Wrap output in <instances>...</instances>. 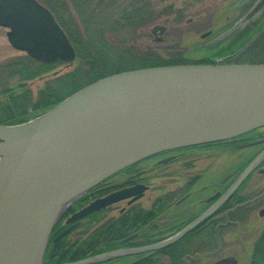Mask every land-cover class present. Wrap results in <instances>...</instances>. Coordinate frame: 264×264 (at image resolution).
<instances>
[{
    "label": "water",
    "instance_id": "water-1",
    "mask_svg": "<svg viewBox=\"0 0 264 264\" xmlns=\"http://www.w3.org/2000/svg\"><path fill=\"white\" fill-rule=\"evenodd\" d=\"M263 9L264 0H257L223 36L255 20ZM0 27L8 29L7 41L14 49L40 63L60 60L72 65L75 60L66 33L37 0H0ZM234 54L215 64L112 74L26 122L0 124V264H42L51 230L64 209L119 170L158 152L222 142L263 127L264 63H220ZM263 159L264 150L210 211L172 241L227 200ZM122 196L100 199L74 218ZM263 215L264 209L259 211ZM122 256L126 253L65 264H95ZM236 263L228 256L208 264Z\"/></svg>",
    "mask_w": 264,
    "mask_h": 264
},
{
    "label": "flooded vegetation",
    "instance_id": "flooded-vegetation-1",
    "mask_svg": "<svg viewBox=\"0 0 264 264\" xmlns=\"http://www.w3.org/2000/svg\"><path fill=\"white\" fill-rule=\"evenodd\" d=\"M234 143L244 151L243 154H250L245 168L264 150V126L222 142L158 152L119 170L87 190L64 209L49 235L48 245L56 253L78 257L58 264L108 253H126V256L95 264H141L148 259L154 261L152 264H171L167 255L172 252L184 254V264H195L191 255L213 246L218 231L232 225L235 215L238 214L239 219L253 207L262 206L259 211L264 209V189L251 198L241 195L249 176L256 171L264 175L263 159L227 200L195 227L172 241L210 211L241 172L228 173L217 182L215 173L195 168L189 154L195 153V149ZM177 162L181 165L175 166ZM156 177L163 180L161 193L152 197L160 190L150 181ZM116 193L124 196L85 216L74 218L90 204ZM148 194L145 200L150 204L146 207L140 202ZM165 242L167 244L163 246ZM159 244L162 245L153 249ZM156 254L164 256L158 260L153 257Z\"/></svg>",
    "mask_w": 264,
    "mask_h": 264
},
{
    "label": "rangeland",
    "instance_id": "rangeland-1",
    "mask_svg": "<svg viewBox=\"0 0 264 264\" xmlns=\"http://www.w3.org/2000/svg\"><path fill=\"white\" fill-rule=\"evenodd\" d=\"M65 1L68 8L58 11L63 22L68 23L69 29L72 30L76 39L78 36L86 38L87 29L93 34L105 29L104 35L109 45L119 48L118 52L110 54L113 60H110L113 62L112 66L119 65L121 61V66L138 69L141 60L139 55L146 51L155 53L164 59L181 57L184 62L213 61L224 57H214L211 54L227 50L238 42L235 40L239 34H236L239 32V28L233 29L227 36L223 35L240 21L244 13L257 0H148L151 6H148L147 9L154 11L151 18L148 17L150 18L148 21L134 23L130 27H122L119 32H114V25L117 23V14L122 7H108L107 3L113 2V0H104V5L99 4L96 0L93 3H87L84 0ZM132 1L118 0L116 3L127 6ZM242 3H246L244 9L239 8ZM245 26L242 27V30ZM156 27L163 29L162 32L155 30ZM97 29L98 31H96ZM210 30L212 31L210 36L201 37ZM7 31L8 29L0 27V64L26 55L9 44L6 37ZM238 50L240 48H237L233 53L241 51ZM67 65L64 62L45 76L27 81L32 98H36L38 91L44 87L47 81L71 71L75 67L74 63L71 66ZM54 73L56 75H53ZM0 82L4 83L0 84V90L3 86L6 90L20 85L16 77L7 80V82L3 80ZM2 101L0 95V103ZM194 152L189 154V157L193 158L195 168L202 172L215 173L217 182L228 173L242 171L250 157V154H243L244 151L237 143L218 145L211 149H195ZM174 165L178 166L181 163L177 162ZM150 181L160 189L152 197L160 195L163 180L156 177ZM263 189L264 175L256 171L245 182L241 195L251 198ZM150 194L140 202L142 205L147 207L150 204L145 200ZM261 207L251 208L239 219L237 218L239 215H235L232 225L218 231L213 246L193 254L195 256L191 255L192 262L194 261L195 264L212 263L226 256H234L237 259V264H248L253 245L264 229V215H258Z\"/></svg>",
    "mask_w": 264,
    "mask_h": 264
},
{
    "label": "trees",
    "instance_id": "trees-1",
    "mask_svg": "<svg viewBox=\"0 0 264 264\" xmlns=\"http://www.w3.org/2000/svg\"><path fill=\"white\" fill-rule=\"evenodd\" d=\"M38 1L53 13L57 22L64 29L68 38L73 44L76 51V58L74 61L75 67L71 71H67L64 74L56 76L53 79L47 81L44 87L38 91L36 98L33 99L31 91L28 88L27 81H32L36 78L45 76L48 72L53 71L56 67L62 65L64 62L57 60L53 63L45 64L40 63L28 57L27 55H23L18 59L2 62L0 64V80L7 82V80L16 77L20 82V85L18 87L6 90H4V86L1 87L0 95L2 96L3 101L0 103V124L12 125L26 122L44 113L48 109L54 107L56 104L64 100L66 97L96 80L122 71L137 69H129L121 66L120 60L119 65L112 66L113 60L111 59L112 57L110 54L114 53L115 51L118 52L119 48L109 45V42H107L104 35L105 29H101L99 31L97 29L96 31L98 32L95 34L89 32L87 29L86 38L78 36V39H76L72 30L69 29L68 23L63 22V19L61 18L58 11L59 9L66 10L68 8L65 0ZM84 1L87 3L94 2V0ZM96 1L99 2V4L104 5V0ZM117 1L118 0H113V2L107 3L108 7H122V9L119 10L117 14V23L115 22L116 25H114V32H119L122 27H130L134 23H139L141 21L146 22L151 18V15L154 12L153 10L147 9L148 6H151L148 0H133L127 6H122L123 4H117ZM235 4L236 1L234 5ZM245 4L246 3H242L239 8L244 9V7H246ZM236 34L238 35L235 41L238 42L235 45L228 48L227 50L214 52L211 55L214 57L226 56L236 52L237 48H242V50L237 52L231 59V63H264V11L255 21L249 23L243 30H239V32ZM139 56L141 60L138 64V68L213 63L212 60H205L201 62H184L181 60V57L174 59H164L155 53L147 51ZM53 75H56V73ZM0 84L4 83L0 82ZM162 256H164V254H156L153 257H156V259L158 258L159 260ZM167 256H169L171 264H184V254L182 255L178 252H172ZM77 258L78 257L76 255H71L68 253H56L52 247L48 245L43 264H58ZM152 263H154V261L149 259L141 262V264ZM248 264H264V229L261 231L253 245L248 259Z\"/></svg>",
    "mask_w": 264,
    "mask_h": 264
}]
</instances>
